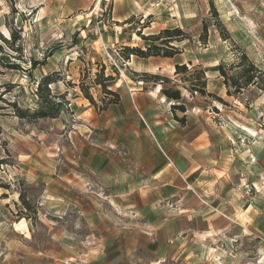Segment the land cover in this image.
<instances>
[{"label":"rangeland","instance_id":"374dc122","mask_svg":"<svg viewBox=\"0 0 264 264\" xmlns=\"http://www.w3.org/2000/svg\"><path fill=\"white\" fill-rule=\"evenodd\" d=\"M212 1L223 24L221 29L216 26L209 0H0V33L8 39L11 33L19 36L15 48L23 50L18 54L5 47L11 61L21 63L22 69L0 67V93L13 88L6 100L23 109H37V83L44 76L59 73L63 81L51 90L54 95L67 93L72 104L78 96L86 100L80 84L91 86L99 71L117 80L110 90L118 93L138 83L131 71L135 67L130 65L132 58L129 63L116 61L117 53L123 47L145 50L151 44L146 38L167 29H180L190 40L174 44L181 54L169 61L170 68L165 66L164 78L172 82L169 88L185 95L186 121H205L209 129L221 130L227 140L249 135L264 143V93L252 87L238 97H229L217 71L221 63L233 62L238 49L264 71V0ZM204 25L209 28L206 46L201 42ZM180 62L190 73L195 69L206 71L208 94L224 104L184 89L182 76L175 78V66ZM32 63L37 64L36 69H31ZM141 84L152 88L151 84ZM90 88L100 105L104 97L101 87ZM77 109L69 105V113L57 121L33 124L15 118L12 110L3 113L10 115L0 116L2 141L8 150L0 149V157L7 160V165L0 167V264L96 263L85 253L86 247H76L78 241H86L87 226L84 221L77 224L79 220L75 221L71 209L74 195L81 192L69 180L70 166L76 159L77 137L72 132L75 121L80 120ZM244 127L254 133L250 135ZM79 139L84 142L81 145L87 144L86 138ZM256 146V152L264 150L262 145ZM263 160L258 158L257 164ZM76 178L84 180L81 175ZM83 187L85 194L104 200L100 181L84 180ZM20 193L31 202L37 216L35 211L22 215ZM252 193L257 197L259 190ZM126 218L130 220L132 215ZM77 232L82 234L78 236ZM197 242L203 244L199 239L190 242L192 250L185 251L183 258L164 264H246L257 259L253 255L256 245L246 240L236 239L228 249L221 242H211L206 248ZM209 248L218 249L211 253Z\"/></svg>","mask_w":264,"mask_h":264},{"label":"crops","instance_id":"0c3cea01","mask_svg":"<svg viewBox=\"0 0 264 264\" xmlns=\"http://www.w3.org/2000/svg\"><path fill=\"white\" fill-rule=\"evenodd\" d=\"M175 58L133 57L131 71L165 77ZM144 87L120 90V103L102 113L79 96L70 104L80 120L69 180L81 191L71 209L87 226L77 249L86 247L95 264H164L183 258L197 239L201 247L221 242L227 249L238 239L256 245L257 259L246 264H264V160L257 164L264 150L255 151L264 143L249 135L227 140L205 121H186V113L172 112L176 103L162 95L163 86ZM76 175L100 181L104 200L85 194ZM256 188L259 195H250Z\"/></svg>","mask_w":264,"mask_h":264},{"label":"trees","instance_id":"16d2710c","mask_svg":"<svg viewBox=\"0 0 264 264\" xmlns=\"http://www.w3.org/2000/svg\"><path fill=\"white\" fill-rule=\"evenodd\" d=\"M210 5L212 8V15L216 19V26L220 29L223 28V24L219 21V15L215 9L212 0ZM208 32L209 28L207 25L203 27V35L201 36V42L203 45H208ZM20 40L19 36L11 33V39L5 38L0 33V67L9 71H19L22 69L21 63L16 61H11L12 56L6 51L5 47L15 53L22 54V48H15L16 43ZM145 40L149 41L151 44L147 46L145 50L141 48H131L123 47L120 52H118V59L123 62H130L133 57L139 59H150V58H163V59H173L181 54L179 48H177L175 43H182L190 40L186 34L180 29H167L160 32L156 36H151ZM235 55V59L229 65L221 63L218 66L219 77L223 80V85L226 88L227 96L238 97L245 90L249 88H257L259 91L264 93V71L259 69L253 61L249 58L246 52L241 49ZM23 56L19 57L22 60ZM17 59V58H16ZM31 69H36V63L31 64ZM135 81L137 83L151 84L153 86H163L161 93L166 99L171 102H175L176 105L172 106V112L180 111L182 113H187L188 109L182 102V93L176 88H169L167 85L172 83L168 78H164L158 75L151 74H137ZM175 75L182 76V84L184 89H186L190 94H199L202 97L215 98L220 103L224 104V101L217 98L213 94H208L207 92V76L206 71L201 69H195L194 72L190 73V70L186 65H176ZM63 79L60 77L59 73H52L50 75L44 76L38 83L36 88V97L39 100V107L37 109H23L16 102H10L4 97L11 93L13 88L0 93V116L10 115L3 114L8 110H12V115L18 118L20 121L27 122L28 124H33L42 120H57L63 114L69 113L70 102L67 100V93L63 95H54L51 87L62 82ZM117 80L113 76L105 75V71H99L96 74V78L92 81L91 86L85 83L80 84L81 92L84 98L96 109L97 112L102 113L106 111L109 107L113 105H118L121 101L120 95L110 90ZM67 85V83H65ZM101 87L104 94L103 98H100V105L95 101L94 97L90 93V87ZM182 124H185V118L179 119ZM3 130L0 127V149H3L6 153L7 144L2 141ZM7 165V160L0 157V167ZM6 190H10L9 186H2ZM6 199L8 196L4 194L2 196ZM19 200L22 205L24 215L25 212H32L33 206L27 197L20 193ZM37 216L36 211L34 212V217ZM25 218H30L26 215Z\"/></svg>","mask_w":264,"mask_h":264},{"label":"built area","instance_id":"2783aa9c","mask_svg":"<svg viewBox=\"0 0 264 264\" xmlns=\"http://www.w3.org/2000/svg\"><path fill=\"white\" fill-rule=\"evenodd\" d=\"M110 59H111V61H113V63H114L113 65L116 66L117 64L115 63V61L113 60V58L110 57ZM115 60H116V61L118 60V53H117V55L115 56ZM194 193H195V192H194ZM196 196H197V195H196ZM198 197H199V196H198ZM201 201H202V200H201ZM202 203L205 204V205H207V203H206L205 201H202Z\"/></svg>","mask_w":264,"mask_h":264}]
</instances>
